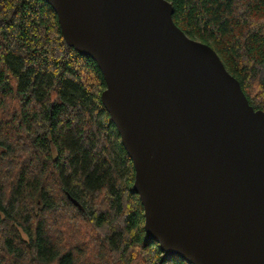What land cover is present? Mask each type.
I'll return each instance as SVG.
<instances>
[{"label":"trees","instance_id":"1","mask_svg":"<svg viewBox=\"0 0 264 264\" xmlns=\"http://www.w3.org/2000/svg\"><path fill=\"white\" fill-rule=\"evenodd\" d=\"M168 1L264 111V0ZM105 88L45 0H0V264H189L146 238Z\"/></svg>","mask_w":264,"mask_h":264},{"label":"water","instance_id":"2","mask_svg":"<svg viewBox=\"0 0 264 264\" xmlns=\"http://www.w3.org/2000/svg\"><path fill=\"white\" fill-rule=\"evenodd\" d=\"M45 1L104 77L146 238L189 264H264V111L216 51L168 0Z\"/></svg>","mask_w":264,"mask_h":264}]
</instances>
